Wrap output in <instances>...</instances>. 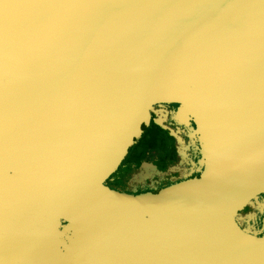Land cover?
I'll return each instance as SVG.
<instances>
[{"label":"water","instance_id":"water-1","mask_svg":"<svg viewBox=\"0 0 264 264\" xmlns=\"http://www.w3.org/2000/svg\"><path fill=\"white\" fill-rule=\"evenodd\" d=\"M156 103L195 174L110 188ZM258 197L264 0H0V264H264Z\"/></svg>","mask_w":264,"mask_h":264},{"label":"flooded vegetation","instance_id":"flooded-vegetation-1","mask_svg":"<svg viewBox=\"0 0 264 264\" xmlns=\"http://www.w3.org/2000/svg\"><path fill=\"white\" fill-rule=\"evenodd\" d=\"M175 110V103H156L150 108L147 126L127 147L116 169L105 179L107 186L136 193L195 174L196 159L200 156L198 138L176 118ZM191 124L195 127L193 122Z\"/></svg>","mask_w":264,"mask_h":264},{"label":"rangeland","instance_id":"rangeland-1","mask_svg":"<svg viewBox=\"0 0 264 264\" xmlns=\"http://www.w3.org/2000/svg\"><path fill=\"white\" fill-rule=\"evenodd\" d=\"M236 220L247 231L253 233L261 232L264 228V207L260 204L259 197L254 200L252 199L239 212Z\"/></svg>","mask_w":264,"mask_h":264}]
</instances>
